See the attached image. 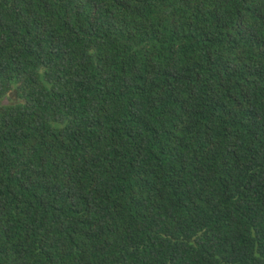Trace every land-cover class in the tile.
<instances>
[{
	"label": "trees",
	"instance_id": "trees-1",
	"mask_svg": "<svg viewBox=\"0 0 264 264\" xmlns=\"http://www.w3.org/2000/svg\"><path fill=\"white\" fill-rule=\"evenodd\" d=\"M0 264H264V0H0Z\"/></svg>",
	"mask_w": 264,
	"mask_h": 264
}]
</instances>
